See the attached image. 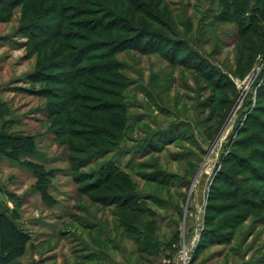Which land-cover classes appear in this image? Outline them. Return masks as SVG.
Here are the masks:
<instances>
[{
  "label": "rangeland",
  "instance_id": "374dc122",
  "mask_svg": "<svg viewBox=\"0 0 264 264\" xmlns=\"http://www.w3.org/2000/svg\"><path fill=\"white\" fill-rule=\"evenodd\" d=\"M4 1L0 2V105H6L9 112L0 117V130L6 126L32 136L35 144V153L19 160L0 154V212L7 210L31 238L25 254L10 264H183L186 251L187 264L192 259L193 264H264V223H254L264 217V210L243 203L229 210L228 205L239 200L228 198L232 187L222 175L215 179L221 167L235 165L223 162L231 149L241 153L236 140L244 139L242 145L252 142L247 141L252 136L245 135L258 129L251 123L246 126L247 118L257 115L264 121V96H258V89L264 93V55L254 54L251 68L239 69L236 26L214 20L218 10L209 1L166 0L182 24L177 36L166 30L161 14L158 22L140 18L135 25L150 27L158 35L112 32V38L125 37L124 45L138 49H124L109 60L97 58L103 53L100 50H91L92 59L82 65L92 74L78 80L83 84L58 90L57 80L67 79V74H43L41 64L62 55L64 45L76 51L88 40L100 43L89 29L93 19H104L122 5L115 0L111 6L94 0ZM34 6L41 8L36 12ZM48 6L61 7L65 18L59 22V13H50ZM25 11L28 20L23 21ZM114 17L106 21L129 27L130 22ZM186 21L191 25L186 26ZM47 22L54 23L52 31L57 37L45 45L46 36L40 33L43 37L29 43L33 34L52 27ZM34 24L38 26L30 27ZM176 38L186 42H172ZM81 52L85 56L90 49ZM107 63L119 66L111 73L101 72ZM42 76L52 81H33ZM46 88L58 91L61 98L41 95ZM69 88L84 95L86 102L78 101V108L69 107L66 112L82 124L79 119L84 113L103 117L117 140L89 136L93 130L88 126L77 129L94 142L103 141L96 147L78 140L74 143L68 135L59 138L61 128L57 127L58 135L53 132V120L61 116L48 120L46 110L56 112L50 104L62 101ZM121 103L126 106L116 109ZM107 105L115 108L102 112ZM109 121L119 124L113 126ZM67 139L71 144L65 143ZM103 148V152L96 150ZM26 162L44 164L54 172L50 192L55 202L42 200L36 176ZM115 167L128 173L134 190L130 193L142 210L137 214L139 221L131 224L136 229L132 235L126 232L117 205L110 199L101 200L105 189L88 187ZM249 175L235 176L243 181ZM247 181L264 197L262 184ZM243 191L238 195L242 200L255 199L253 192ZM238 213L250 218L235 235H222L223 242L202 237L206 224L215 229L225 224L231 227ZM216 232L211 234L217 239Z\"/></svg>",
  "mask_w": 264,
  "mask_h": 264
},
{
  "label": "trees",
  "instance_id": "16d2710c",
  "mask_svg": "<svg viewBox=\"0 0 264 264\" xmlns=\"http://www.w3.org/2000/svg\"><path fill=\"white\" fill-rule=\"evenodd\" d=\"M53 1L58 2L59 0H53ZM94 1L100 4L106 1L107 2V3L105 2L106 5L108 6L112 5L111 4L112 0H94ZM206 1H209V3L213 6L212 8L218 10L217 12H215L213 18L214 20L218 22L231 23L236 26L237 28L236 33L238 35L236 45L238 52V60L240 63L239 69H243L244 71L249 70L253 65L252 56L254 54L264 55V0H206ZM0 2L4 3L5 1L1 0ZM12 2H16V0L14 1L12 0ZM115 3H117L118 5L119 4L122 5V9L120 10L122 13L118 10V7H114V10H112V12L115 13L110 14L107 17H104V19H102V17L97 20L93 19L94 21L92 22V25L89 27L92 34H95L96 38L99 40L97 42L100 43H93L94 42L93 40L92 42L88 40V42L84 43L83 45H79L81 46V48L77 49L76 51L74 50L76 47L73 48V47H69V45H64L65 49H63L62 55H58L57 59L54 60L51 59L49 63L43 62V64H41L42 69L40 72L43 74H46L48 72H55V71H59L60 73L64 72L63 74H67V79L61 78L57 80L58 90H61L59 89L61 88V86H65L64 88L69 87L71 85L74 86L76 82H78L79 84H83V82H79L78 80H80V78L83 77L84 75L92 74L93 71L87 70L86 68L87 65H82L83 62L92 59L91 54L93 53L91 50L94 49L100 50L103 53H100L101 54L100 57L97 58H103L104 60H109L112 58V56H114V54L124 51V49H130V48L138 49V46L135 47L132 45H124V43L122 42H124V40L125 41L127 40L125 37L112 38L111 37L113 36L112 32L115 33L143 32L144 34L149 33L150 35H158L157 32H155L154 30L149 29L150 27L149 28L139 27L135 25L134 22H136L140 18L145 19L146 22H151V21L158 22V18H159L158 16H160V14L163 17H165L166 21H162V23L165 26L166 30L170 31L171 34L177 36L178 28L180 25H182L179 22L178 16L176 15V13L173 12V10L170 9V6L166 0H115ZM30 5L31 4L29 3L27 6ZM41 5L42 4H40V6ZM40 8L41 7H39V9ZM45 8L50 9L51 10L50 13L53 14L58 12L59 22H61L60 18H65V16L62 13L61 7L55 9V7L53 6H48ZM39 9L37 6L35 7L36 12H38ZM26 10H28V8ZM89 12L93 13L91 11ZM118 12H120V14ZM128 15H131L132 17ZM114 16L115 17L119 16L121 20L130 22L129 27H125L123 23L106 21L109 17L113 18ZM22 20L23 21L28 20V15L26 14V11L25 13H23ZM47 23L53 24L52 27L50 28L49 25L48 31H41L38 32L39 34H33V36L29 38L30 41L29 43H31L32 40L39 38V36L40 37L46 36L45 40H47V42L44 41L46 45L47 43L50 42V40H53V38L57 37L56 32L52 31L55 27L54 23H50V22ZM188 23L186 26L191 25V23L189 25ZM34 26H38V25L37 24L30 25V27H34ZM40 33L45 35L42 36L40 35ZM175 41H178L181 44L186 42V39L179 40L176 38L172 40V42ZM86 48H89L90 52L84 56L82 55L83 52L81 51L85 50ZM67 49H69L70 51ZM49 51L51 52V49H49ZM41 54H44L43 49L41 51ZM81 55L82 57H80ZM40 57L41 56H39V61H40ZM118 66L119 65H114L113 63H107V65L106 64L102 65L100 70L101 72L111 73L115 68H118ZM86 70L87 72H85ZM49 77L50 75L48 76V78ZM48 78L46 76H42L40 78L34 80L32 79V80L34 82H41V81L51 82L52 79H48ZM263 84H261V86H264ZM45 94L47 95V98L53 97V98H57L58 100L61 98V95H59L60 93L58 91L51 92L48 88H46L45 91H42L41 93V95L43 96H45ZM261 95L264 96V93H262L258 89V96ZM63 96L64 99H61L62 101H52L53 104H50L51 107L55 106L54 108H56V112L52 111L51 109L46 110V112L48 113L47 116L48 120L61 116L60 120L58 121H54L55 119L53 120V125H54L53 132H55L58 135V131H57V127H58L61 128L60 131L63 133V134L61 133V135H58L59 138H61V136L65 137V135H68L71 136L73 140L72 142L74 143H75L74 140H78L80 144L88 142L91 143L93 147H96L95 145L96 143L99 144L102 143L103 141H100L99 139L94 142V140L87 138V134H84L83 131L81 132L79 131L80 129L79 130L77 129V127H80L81 130H85V128L88 126L87 127L88 130H93V131L95 130L94 132L91 131V133L88 134L89 136H93V137L98 136L99 138L108 137V138H112L113 140L118 139V136L115 134V132L110 127L107 126L103 117L100 116L94 117V116L86 115L84 113L83 118L79 119V120H83L82 122H84V124H82L80 123V121H78V119L73 117L71 113L66 112L67 108L69 107L78 108L81 105V104L78 105V101L86 102V97L84 95L71 91V89L69 88V90L63 94ZM116 103L119 104L118 101H116ZM124 104L125 103L123 104L121 103V105H119L116 109L121 110L126 106ZM218 105L221 106V104ZM4 106L5 109H3ZM107 106L108 107L102 109V112L103 111L109 112L112 108H115L110 105ZM82 108H86V106L82 105ZM259 111L261 110L259 109ZM7 112L9 111L6 110V105L3 106L0 105V117L5 115ZM78 112L79 111H76V113ZM115 117H121V116L115 115ZM250 119L251 118L248 117L247 120L245 121L246 126L248 125V123H251L252 126L258 129L257 131H255L256 133H254L253 135H245V136H252L247 139V141L251 139L252 142H248L247 144L242 145L241 142L244 139L239 138L236 140L237 143H235V146H241L242 151L244 149H246L247 151L249 150L248 154H244L242 151L241 153L240 152L238 153L237 151L235 150L232 151L231 149L230 153L227 155V157H225L223 164L230 162V163H234L235 165H233L232 167L229 166V169L221 167L220 171H218L215 176V179L217 180L220 179V176L222 175L221 177H223L224 182L228 183L232 187L230 193L228 191V195H227L228 198H235V200H239L237 201L238 203L236 204L228 205L229 210L241 203L246 205H251L252 208L256 210H264V204L259 203L258 201L260 199L261 201L264 202V197L260 196L256 189H252L255 187L246 185L248 184L247 180L249 179L251 182H259L264 186V121H262L261 118L257 115H252V120ZM108 123H110L113 126H117V124H119L110 121ZM68 125L73 126L72 129L65 130V128ZM244 128H246L244 130L245 132H249V129L247 127ZM22 134L24 133H17L14 131H10L8 130V127L3 126L0 130V154L8 157L9 159L19 160L21 156L24 157V156H28L29 154L35 153L34 138H32V136L29 137L27 135L24 136ZM65 141H67L65 142L66 144H71V142L68 139ZM111 142L112 141H109V144ZM251 147L253 148L251 149ZM96 150H98V152H103L106 149L103 148ZM26 164L29 168L33 170V173L36 176L37 179L36 190L40 192V194L42 195V200L46 203L55 202V199L52 198L50 192V188L52 184L51 180L52 177L54 176V172L50 169H47L44 166V164L41 163L26 162ZM243 172H248L250 174L249 178L245 177L243 181L242 180L237 181L238 179L236 178L235 175H240ZM131 181L132 180L128 176V173L122 171L118 167H115L108 174H106L104 178L99 179L94 184L88 185V187L96 186L94 187V189L96 188L105 189L103 198L101 200L104 201V198L110 199L112 200L111 203L117 205L119 216L121 218L120 220H122L121 222L123 226L126 227V232L129 235L135 233L136 229L132 227L131 224H133V222H138L139 215L137 214L142 213L141 208L136 204L137 201L135 196L130 193L134 191L131 187L133 184V182ZM81 188L82 187H80V190ZM247 189L253 192V196L257 201L249 197L248 198L246 197L244 200L238 197V195L241 194V192H244L243 190H247ZM211 190H213V188ZM106 192H110L111 196L106 197L107 196ZM120 193L122 195L119 197L118 194ZM209 196L211 197L212 194L210 193ZM236 217H237L236 221L238 223L231 222L230 223L232 225L231 227H228V225L225 224V227H216L219 229H215L214 227H208L207 226L208 224H206L205 225L206 227L204 229L206 231V235H202V237L210 236L211 240L213 241L223 242L224 239L222 238V235H225L226 233L229 234V232H231L230 233L231 235H235L237 228L243 222L247 221L250 218V216L247 215L246 217H244V215L241 214L239 215L238 213V216ZM240 217L242 221L239 219ZM205 220L206 221L209 220L208 214L206 215ZM254 223H264V217H257L254 220ZM151 226L153 228L154 224L151 223ZM152 228L150 229L151 234L154 232ZM216 231H219L218 232L219 237L217 239L214 237V235L211 234L212 232H216ZM30 240L31 238L29 233L18 225V223L8 213L7 210L0 212V264H10L15 259L22 257L27 250L28 243L30 242ZM150 243H155V242L152 241ZM155 245L157 246V243H155ZM193 262L194 261L192 259V261H190V264H193ZM104 264H118V263L108 261Z\"/></svg>",
  "mask_w": 264,
  "mask_h": 264
},
{
  "label": "built area",
  "instance_id": "2783aa9c",
  "mask_svg": "<svg viewBox=\"0 0 264 264\" xmlns=\"http://www.w3.org/2000/svg\"><path fill=\"white\" fill-rule=\"evenodd\" d=\"M184 255L185 256H183V259H184L183 264H187V262H186V259H187V251H186V253Z\"/></svg>",
  "mask_w": 264,
  "mask_h": 264
},
{
  "label": "water",
  "instance_id": "95a60500",
  "mask_svg": "<svg viewBox=\"0 0 264 264\" xmlns=\"http://www.w3.org/2000/svg\"><path fill=\"white\" fill-rule=\"evenodd\" d=\"M199 172H200V169H199L198 172L196 173V176H195V178H194V181L196 180V178H197Z\"/></svg>",
  "mask_w": 264,
  "mask_h": 264
}]
</instances>
